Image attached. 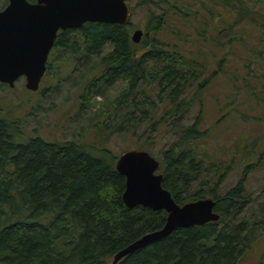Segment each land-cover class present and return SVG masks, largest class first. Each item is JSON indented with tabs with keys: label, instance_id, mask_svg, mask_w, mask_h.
Segmentation results:
<instances>
[{
	"label": "trees",
	"instance_id": "16d2710c",
	"mask_svg": "<svg viewBox=\"0 0 264 264\" xmlns=\"http://www.w3.org/2000/svg\"><path fill=\"white\" fill-rule=\"evenodd\" d=\"M224 1L228 4L221 8L235 15L232 26L241 24L246 15L256 23L242 1L231 5ZM163 2L138 0V5L160 8ZM165 14L149 12L137 44L131 40L130 22L86 23L57 34L49 58L62 52L79 62L97 61L84 93L95 82L103 88L122 85L94 123L106 140L124 130L140 140L136 133L141 128L149 137L169 119L180 124L190 105L182 97L190 90L194 98L222 71L225 56L216 62L217 70L205 75L206 67L196 58L163 43L158 33ZM155 91L156 100L150 96ZM135 114L139 117L130 126ZM200 119L176 129V140L162 151L157 173L176 204L212 199L219 220L176 229L116 264H238L248 249L249 228L239 215L247 205L244 184L251 167L244 168L234 187L218 195L232 161L217 179L214 174L202 176L206 167L200 144L208 131L199 129ZM23 133L18 121L0 116V264H110L116 253L163 227L164 211L125 207L121 199L125 178L116 171L118 157L105 142L87 147L25 138ZM209 168L213 173L214 166Z\"/></svg>",
	"mask_w": 264,
	"mask_h": 264
},
{
	"label": "rangeland",
	"instance_id": "374dc122",
	"mask_svg": "<svg viewBox=\"0 0 264 264\" xmlns=\"http://www.w3.org/2000/svg\"><path fill=\"white\" fill-rule=\"evenodd\" d=\"M163 1L160 8L147 9L138 5V0H126L131 10V35L136 29L144 34L149 12L159 15L165 11V23L158 38L179 53L196 58L206 67L205 75L217 70L216 62L225 56L222 71L217 72L204 90L195 92L194 98L190 90L182 97L190 105L180 124L169 119L149 137L141 128L136 133L140 140L125 130L106 140L105 135L94 128V123L122 85L103 88L102 83L95 82V86L84 93L85 84L97 69L96 59L81 63L62 52H54L49 58L50 67L38 91L26 90L24 78L17 80L13 88L0 84V116L7 115L18 121L25 138L73 141L87 147H97L103 141L117 157L128 150L142 148L157 161L162 151L176 140V129L191 125L201 117L199 129L208 131L207 138L200 144L206 167L202 176L214 174L217 179L232 161L218 195L234 187L244 168L251 167L244 184L247 205L239 215L249 228L250 243L238 264H264V0H240L256 23H250L246 15L236 26H232L235 15L221 8L228 4L224 0ZM230 1L231 5L235 0ZM7 3L8 0H0V10ZM156 91L150 94L154 100ZM81 97H86L87 101ZM160 108L156 117L160 115ZM138 117L135 114L130 126ZM209 164L214 166L213 173Z\"/></svg>",
	"mask_w": 264,
	"mask_h": 264
},
{
	"label": "water",
	"instance_id": "95a60500",
	"mask_svg": "<svg viewBox=\"0 0 264 264\" xmlns=\"http://www.w3.org/2000/svg\"><path fill=\"white\" fill-rule=\"evenodd\" d=\"M130 11L126 0H8L0 11V84L13 88L20 78L25 89L36 92L47 71L48 55L59 31L78 29L86 23L126 25ZM142 30L131 35L137 44ZM158 161L142 150H128L116 160V171L125 178L121 199L126 208L137 206L164 211L160 230L142 236L116 253V264L130 253L170 235L174 230L202 226L219 220L212 199L178 205L162 188Z\"/></svg>",
	"mask_w": 264,
	"mask_h": 264
},
{
	"label": "flooded vegetation",
	"instance_id": "af4514ba",
	"mask_svg": "<svg viewBox=\"0 0 264 264\" xmlns=\"http://www.w3.org/2000/svg\"><path fill=\"white\" fill-rule=\"evenodd\" d=\"M34 2H35V1H33V0L31 1V3H34ZM6 6H7V5H6ZM6 6H5V7H6ZM0 11H1V10H0ZM59 32H60V31H59ZM59 32H58V33H59ZM58 33H57V34H58ZM56 37H57V35H56ZM51 50H52V49H51ZM50 52H51V51H50ZM49 56H50V53H49V55H48V59H49ZM48 59H47V63H48ZM46 73H47V71H46ZM45 75H46V74H45Z\"/></svg>",
	"mask_w": 264,
	"mask_h": 264
}]
</instances>
